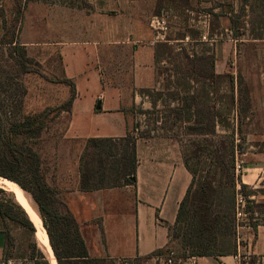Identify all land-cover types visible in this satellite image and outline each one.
<instances>
[{"label":"rangeland","instance_id":"1","mask_svg":"<svg viewBox=\"0 0 264 264\" xmlns=\"http://www.w3.org/2000/svg\"><path fill=\"white\" fill-rule=\"evenodd\" d=\"M107 1V8L116 6L115 0ZM25 4L26 0H0V153L10 125L69 97L70 86L54 80L64 77L62 48L73 40H91L86 46L97 48L103 81L131 82L133 73L139 74L145 85L136 87L141 98L130 108V132L142 142L170 146L181 156L182 144L198 138L190 136L182 122L174 125V110L185 95L208 100L224 112L231 126H217L222 134L238 127L237 109L227 114L223 104L229 95L228 79L217 84L209 78L214 67L215 73L236 76L246 136L237 162L244 168L243 182L252 200L248 203L256 211L255 222L264 225V0H131L125 13H97L98 0H30ZM232 18L237 20L236 29ZM129 36L141 38L123 40ZM14 40L23 46L22 55L34 71L22 70ZM147 52L153 53V71L145 68ZM217 85V91L211 89ZM209 90L207 97L204 94ZM69 117L67 111L55 113L40 133L16 138L41 154L46 183L57 182L64 174L71 178L73 164L84 150L85 142L66 136ZM0 188V199L14 200L12 192ZM50 188L48 196H43L45 201L65 212L57 187ZM251 221L249 214L244 220L237 219L243 243V236L254 231ZM11 224L14 236L9 246L15 248L14 264H34L30 251L31 244L38 242L35 235ZM174 249L179 253L177 245ZM242 255L249 264L251 253Z\"/></svg>","mask_w":264,"mask_h":264},{"label":"trees","instance_id":"2","mask_svg":"<svg viewBox=\"0 0 264 264\" xmlns=\"http://www.w3.org/2000/svg\"><path fill=\"white\" fill-rule=\"evenodd\" d=\"M30 0H26V4ZM25 4V5H26ZM246 5L242 6V12ZM23 18V16H22ZM233 28L236 29L237 20L232 18ZM23 21L20 24L22 28ZM14 53L18 55V62L25 72L34 71L28 66L23 46L14 40ZM215 83L228 79L229 95L227 98V114L234 109L238 113V127L230 134H222L217 126L230 127L231 123L224 119V112L208 100L200 101L192 96H184L182 104L174 110V125L179 122L185 124L190 136L182 144L183 162L191 174V182L186 194L180 202L176 221L169 225L168 247L136 258L112 257L95 258L89 254L80 231V226L64 203L65 212L53 209L45 201L51 192L50 185L45 182L43 175V157L29 146L20 144L17 136H34L44 130L55 113L71 111L76 97L75 82L63 77L55 82H62L70 86V95L62 103L46 107L36 116L9 126L4 150L0 153V177H5L19 184L29 192L38 204V211L49 235V241L57 258L58 264H144L154 256H169L170 251L179 247L177 258H190L195 256L238 255L239 247L243 242L239 239V224L237 222L236 197L242 192L247 197L246 211L251 219L258 237L256 211L251 208L248 185L243 182V173L236 172L238 156L242 154L246 136L243 130L242 114L240 112L239 98L236 94V76L233 73H215L214 67L208 73ZM217 80V81H216ZM211 86V89H218ZM190 88L185 91H189ZM147 92V91H146ZM210 90L205 92L209 97ZM179 97L176 94L175 97ZM192 98V99H191ZM179 99V98H178ZM222 104V105H223ZM138 137L128 132L123 137L89 138L85 141L84 150L79 158L81 175L80 189L92 191L101 188L118 187L124 185H137V156ZM49 185V186H48ZM240 186V189H239ZM0 191H3L0 188ZM0 214L5 221H11L28 229L35 235V226L28 217L25 209L12 199H0ZM8 245L11 235L7 233ZM246 256L241 255V264H246ZM30 258L34 264H49L46 255L37 246L31 244ZM249 264H262L261 259L251 254ZM122 261V262H121ZM136 263H135V262Z\"/></svg>","mask_w":264,"mask_h":264},{"label":"crops","instance_id":"3","mask_svg":"<svg viewBox=\"0 0 264 264\" xmlns=\"http://www.w3.org/2000/svg\"><path fill=\"white\" fill-rule=\"evenodd\" d=\"M115 1V7L107 8V0H98L102 7L96 4L95 12H127L131 0ZM140 38L129 36L123 40ZM90 41L73 40L72 44L62 48L63 75L76 85L66 136L81 142L93 137L126 136L132 128L130 108L141 98L136 87L145 83L138 73H133L131 82L103 81L98 67L100 53L95 46H86ZM147 53L145 68L153 71V59L150 61L153 53ZM136 148L139 159L137 185L83 191L80 189L78 160L73 164L71 178L64 174L57 182H48L50 186L57 187L58 195L76 218L92 257L133 259L168 247V226L176 221L180 202L192 176L180 152L172 151L170 146H156L137 139ZM69 182L71 186L67 185ZM11 223L0 214V264H8V260L14 264L17 260L13 255L15 248L12 250L8 245L6 224L10 235L14 236ZM245 236L238 255L178 258V264H241V255L248 252L257 255L264 264V225L258 226L255 242V231L250 230ZM37 246L52 264L49 249L39 241ZM166 259L165 255L154 256L144 264H168Z\"/></svg>","mask_w":264,"mask_h":264},{"label":"bare ground","instance_id":"4","mask_svg":"<svg viewBox=\"0 0 264 264\" xmlns=\"http://www.w3.org/2000/svg\"><path fill=\"white\" fill-rule=\"evenodd\" d=\"M248 180H249V178H248ZM0 186L5 188L6 190L12 192L13 195L15 196L16 201L18 203H21L25 207V209L29 212V214L31 215L33 220L37 223V227H38L37 236L39 237V239L43 243H46V245L48 246V249H49L50 254L52 256V258H51L52 264H58L57 258L55 256L53 248L50 244L49 235L47 234V230L44 226V222L41 218V215L38 213L37 208L34 206V203L32 200L33 198H31L30 193L25 191L16 182L11 181V180L6 179V178L0 177ZM49 259H50V257H49Z\"/></svg>","mask_w":264,"mask_h":264},{"label":"built area","instance_id":"5","mask_svg":"<svg viewBox=\"0 0 264 264\" xmlns=\"http://www.w3.org/2000/svg\"><path fill=\"white\" fill-rule=\"evenodd\" d=\"M243 170L244 168H242V165L239 162H237L236 172L241 173ZM246 206H247V197L242 192H238L236 197V212H237L238 220H244L248 218V212L246 211ZM175 258H176V252L170 251L166 261L168 264H173L175 262ZM8 264H12V261L8 260Z\"/></svg>","mask_w":264,"mask_h":264},{"label":"water","instance_id":"6","mask_svg":"<svg viewBox=\"0 0 264 264\" xmlns=\"http://www.w3.org/2000/svg\"><path fill=\"white\" fill-rule=\"evenodd\" d=\"M2 178H5V177H2ZM19 204L25 209V207H24L21 203H19ZM25 211H26L28 217L30 218V220L32 221V223H33L34 226H35V237H36L37 241L41 242L42 245L44 246V248L48 249L46 243H43V242L39 239V237L37 236V232H38L37 223L33 220V218L31 217V215L29 214V212H28L26 209H25Z\"/></svg>","mask_w":264,"mask_h":264}]
</instances>
